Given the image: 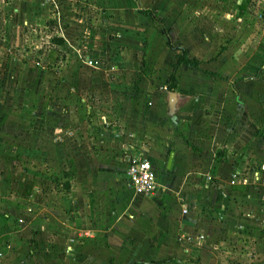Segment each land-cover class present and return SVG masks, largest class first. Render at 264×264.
I'll return each mask as SVG.
<instances>
[{
	"label": "crops",
	"instance_id": "0c3cea01",
	"mask_svg": "<svg viewBox=\"0 0 264 264\" xmlns=\"http://www.w3.org/2000/svg\"><path fill=\"white\" fill-rule=\"evenodd\" d=\"M252 1L232 0L224 25H250L255 9L263 13L256 20L264 19V0H257L256 6ZM190 7L153 9L140 0H0L1 44L16 8L19 17L29 19L32 43L44 40L38 37L43 32L49 40L47 50L35 52L48 61L47 68L25 62L28 52L15 59L17 64L7 62L0 47V112L7 105L16 109L0 116V264H264V183L245 178L251 170H264V84L211 85L209 107L192 99L195 89L181 84L177 71L222 75L203 69L184 43V28L189 35H200L191 22H180ZM63 9L66 17L61 19ZM85 9L98 13L91 24L100 29L86 27ZM50 10H57V19L50 17ZM138 18L144 21L138 23ZM142 27L140 33L148 38L161 31L167 49L176 44L198 62L196 67L179 66L174 92L167 90V82L140 86L139 93L131 83H118L117 60L124 54L108 50L126 38L135 41V29ZM120 30L123 36L115 40L110 34ZM73 44L80 45L78 51L62 50ZM179 51L171 52L177 57ZM59 61L64 66L58 67ZM100 61L107 62L105 68ZM247 61H242L241 76L249 74ZM25 74L31 79L24 80ZM131 74L139 77L136 70ZM256 75L263 80V71L258 69ZM58 76L64 83L57 82ZM42 80L50 81V94L44 97L37 92ZM250 86L261 93L259 100L246 99ZM65 90L64 99L58 100L57 93ZM24 107L34 114L23 116ZM250 115L255 117L256 143L248 135ZM27 123L29 132L24 129ZM105 125L122 136L115 137L114 127L107 131ZM235 130L248 136L236 137ZM141 141L144 149H134ZM254 144L258 148L249 165L240 154ZM132 155L153 165L156 194L143 197L129 187L126 169ZM167 155L169 176L160 177ZM14 164L26 171L21 183H33L34 189L38 180H46L42 175L52 177L45 184L55 186L54 206L36 202L31 210L21 198H6L14 183ZM232 250L245 259L233 260Z\"/></svg>",
	"mask_w": 264,
	"mask_h": 264
},
{
	"label": "rangeland",
	"instance_id": "374dc122",
	"mask_svg": "<svg viewBox=\"0 0 264 264\" xmlns=\"http://www.w3.org/2000/svg\"><path fill=\"white\" fill-rule=\"evenodd\" d=\"M140 1L142 2L143 6L150 7V8L154 7L153 9L172 10L173 8H176V7L178 8L181 6L186 7V5L187 7L191 6L188 9V11H186L184 19H182V21L180 22L184 23V20L185 22L186 21L189 23L191 22V25L195 26L194 29L199 31L200 35L198 38L196 36L189 35L188 34L190 32L189 28H184L183 30L186 31L187 33L184 38L185 42L184 41L183 42L187 46V49L190 50V54L192 56H197L199 60L203 63V69L205 70L214 69L215 71L220 72L222 75L221 77H217V76L212 77L208 75L209 73H207L206 71L204 73L195 72L193 70H190V71L186 70V72H182V73L181 71L177 73L178 72L177 71L176 78H177V74H179L178 76L180 78L181 84L185 83L187 85V88L189 87V84H191V87L189 89L190 90L195 89V91H193V93L191 94L192 99L195 102H197L198 104H202L203 106L209 107L210 104L208 102H210V100H212L213 98L209 96L211 94L212 88H208V87H211V85H214V84H226L227 86L231 84L232 86L236 85V87H238V85H241V84H247V81L249 84H253V85L264 84V78H261L263 80H259V76L256 75L258 73V69L260 70V72L263 71L264 73V37H262V33L264 34V19L256 20L258 15H261V16L263 15V13H261L262 11H257L256 9L252 11L251 13L252 15L250 16L251 17L250 19H253V20H252V23H249L250 25L248 26L242 25L240 23L234 24V25H224L225 23L224 21L228 20L229 19L228 16L231 14L229 10L226 11V7H228L229 9V5L231 4L232 0H140ZM256 1L257 0L252 1L255 6H256ZM258 2H260V0ZM12 11H15L14 15L16 16H13V18L11 17L12 25L9 29H7L8 31L6 30L5 32L6 36L3 37V40H4L3 44H1L0 42V47L1 45H3L1 48V51L4 52L5 57H7V59L5 60L7 62L13 61L14 62L13 64H17V62H15L16 61L15 59L18 58L20 60L21 59L20 57H22L25 53L28 52L29 55L25 56L26 57L25 62H27L28 64H31L32 66H37L38 64L42 63V68H45V67L47 68L49 65L48 61H46L45 58L43 57L41 58L35 57V52H41L42 48L47 50V46H48L47 43L49 40L45 38V36L43 35L44 34L43 32L38 37L44 38V40L42 39L41 42H39L40 44L32 43L31 38L29 37H30V33H33L34 35V31L32 28L33 32H31L30 25L27 22L29 19L26 18L24 14H22L19 17V10H17V8ZM49 12H50L49 13L50 17H56V19L58 18V13H56L57 10L55 11L50 10ZM64 12L65 10L63 9V12L60 13L61 19L63 16L66 15ZM82 15L84 17L83 20H84L86 27H93V28L100 29L99 27H96L95 25L91 24L94 22L95 18L98 16V13L96 11H93L92 9H85ZM103 16H104V19L107 18L106 15H103ZM122 19H125V16L122 15ZM17 20L22 21V22L18 23ZM142 21L144 20H142L141 18H138V23ZM105 22L107 25L108 21H105ZM16 25H19V28H18L19 30H16ZM98 29H96V31ZM42 31H45V28H42ZM135 31L138 32L137 39L135 41L131 39L132 41L131 43H129V39L126 38L125 41L120 42L123 44L110 47L108 52L112 54L116 52H120L124 54L123 57L121 58L122 60H117V65H118L117 69L120 72L117 75V77L119 78L118 83L124 84V85H128L131 83L132 85H135V90H137V92L139 93L141 92L140 86H143V85L153 86V85H160V84L163 85L164 82H167L174 72L173 63L177 59V57H179L182 54V52L179 51L178 52L179 56L175 57V54H173L174 50L171 48H168V49L166 48V43L163 42V39L160 33L161 31L159 32V30L156 33H153V32H152L153 34L150 33L152 35L151 38L147 37L148 35L147 33L146 34L140 33V31H144V27L136 28ZM123 33L124 32L120 30L118 33L110 34V35H115V40H116L117 37L121 38L123 36ZM143 37H146L148 39H146V41H143L145 40V38ZM178 39L181 40V37ZM98 44H100V42H98ZM99 46L98 48H100ZM171 47L177 48L179 46H176V44H174ZM79 48H80V45H76V44H73V46L70 48L67 45H64L62 50L67 51V53H71V52L74 53L75 51H78ZM93 48L95 49V45L93 46ZM169 50H171L173 53ZM221 52H224V53L221 54V57H220L218 55H220ZM42 54L43 53H41V56ZM44 55H47V54H44ZM240 55L243 56V60L240 59ZM227 57H231L232 61L229 60ZM90 60H93V59H90ZM242 61H247L249 63V74L247 73L248 75L243 74L241 76V73H242L241 69L244 64V62ZM73 62H76V61H73ZM78 62H80V60ZM100 62H101L102 67L105 68L107 62H105L104 64L102 63V61ZM115 62H116L115 60H112L110 63L115 66ZM91 63H94L95 65H97L95 62H92V61ZM57 64H58V67L64 66V64L62 65V62L60 63V61ZM222 64L224 66H221ZM224 67H225V70H224ZM131 70H136L139 73V77L137 76V80L134 78V76H132ZM183 73H184V76H183ZM131 77L134 79L133 82H131ZM30 79H31L30 74L24 75V80H30ZM39 79H40V76H39ZM242 79L244 80L246 79V80L241 81ZM57 82L60 84L64 83V79L62 78V76H58ZM49 83L50 81L48 80H46L45 82L43 80L40 81V86L37 87V92L41 94V97H44V95L48 96L50 94L49 93L50 91L48 88ZM52 84L53 83L51 82V87H52ZM250 87H251V90H249V93L246 99L249 101L259 100L260 99L259 96H261V93H257L256 89H253L252 86ZM137 92L135 91V93ZM11 94L12 93L9 92L8 97ZM25 94H27L26 91H25ZM125 94L127 95L128 91L125 92ZM226 94H228V92H226ZM65 95H66V90L64 92H58L57 99L58 100H60L61 98L64 99ZM95 95H97L96 92H95ZM50 99H52V97L49 98L48 100ZM233 100H234V96H233ZM252 105L255 106V104H252ZM15 110L16 109H14L12 105L10 107H8L7 105L4 107V110L2 111V113L0 112V116L2 117V115L4 116L8 114L11 115L13 114L12 111L15 112ZM249 110H250V113L255 112L254 108H250ZM20 112L25 117H30L32 116V114H34V112H32V108H29V107H24V109H20ZM254 118H255L254 116L250 115L248 119L251 121V123H246V124L249 127L248 135L252 136L250 139L254 138V142L256 143L255 138L257 137L258 132L255 135L256 123L254 121ZM169 119L170 121H172L170 117ZM234 123L235 125L237 124L236 121H234ZM169 125L171 126V124ZM229 126L231 127V123H229ZM9 127L11 128V126ZM30 127L31 125H29L28 123L26 124V127L24 126V129H27L26 132L31 131ZM104 127H105V130L112 131L114 126L112 127L109 125L108 127V125H105ZM260 127H261V130L264 132V122L260 125ZM13 130L16 133V129L13 128ZM261 130H259V132ZM113 133L115 134V137L120 138L122 136L118 129H115ZM234 134L236 135V137H239L241 135L242 138H246L248 136L247 132L245 131H243L242 133H239L238 130H235ZM142 144L143 142L141 141L137 145H133V148L142 150L144 149ZM255 148L256 149L258 148L257 144H254L252 147L250 146L249 148L247 147V150H245L244 154L241 153L240 155L245 156L248 161V159L250 160V158L254 156L253 150H255ZM167 159H168V155L166 157V161L164 163V168L162 171L164 176L160 175V177H165V174L168 172V170H166L167 169ZM248 162L250 165L251 160ZM257 171L258 170H256V172ZM25 172H26L25 169H22V167L19 168L15 164L12 165V176H13V173L15 175L13 176L14 183H11L12 185H10L11 187L7 191L6 198L10 200L11 199L19 200L21 198L23 199V201H27L28 203L27 207H30L28 209H31V210L36 206L35 205L36 202L41 203V204L48 202L47 204L54 206L55 204L52 202L51 199L54 197L55 186L49 187L47 186V184H45L49 181L51 176L42 175L43 178H45L46 180H40V181L38 180L36 183V187L34 189L32 185L33 183H30V186L28 185V183H21L22 181L20 177L21 175L25 174ZM256 172L255 170L249 171L245 178L248 179L249 183H264V170L261 171V173L259 174ZM256 179L258 181H256ZM15 206L16 205L13 206L12 212L15 211ZM28 209L26 208L25 210L28 212ZM80 242L81 241H79V243ZM232 251L233 253H232L231 258L233 260L240 261L241 259L243 260L245 259V255H243L242 257L238 255V253L235 254L234 250ZM246 255H249V253H246Z\"/></svg>",
	"mask_w": 264,
	"mask_h": 264
},
{
	"label": "built area",
	"instance_id": "2783aa9c",
	"mask_svg": "<svg viewBox=\"0 0 264 264\" xmlns=\"http://www.w3.org/2000/svg\"><path fill=\"white\" fill-rule=\"evenodd\" d=\"M126 174L129 187L143 197H150L158 192L156 172L153 165L141 155H132L127 165Z\"/></svg>",
	"mask_w": 264,
	"mask_h": 264
},
{
	"label": "trees",
	"instance_id": "16d2710c",
	"mask_svg": "<svg viewBox=\"0 0 264 264\" xmlns=\"http://www.w3.org/2000/svg\"><path fill=\"white\" fill-rule=\"evenodd\" d=\"M169 47L173 50H181L183 51V54L179 57V59L177 60V63L175 65L174 68V73L172 74V76L168 79L167 81V90L169 92H174L177 81L175 78V71L179 68V66L184 65V66H198V62L195 60H190L186 57L185 52L183 49H179V48H173L169 45ZM172 95H174V93H171V99H172ZM171 116H173V114H171Z\"/></svg>",
	"mask_w": 264,
	"mask_h": 264
},
{
	"label": "water",
	"instance_id": "95a60500",
	"mask_svg": "<svg viewBox=\"0 0 264 264\" xmlns=\"http://www.w3.org/2000/svg\"><path fill=\"white\" fill-rule=\"evenodd\" d=\"M173 96H174V95H172V97H173ZM172 159H173V153L170 154V157H169V159H168V169H170V167H171Z\"/></svg>",
	"mask_w": 264,
	"mask_h": 264
}]
</instances>
